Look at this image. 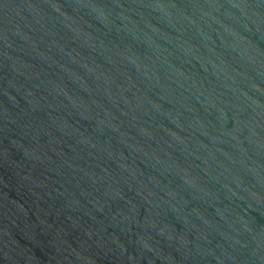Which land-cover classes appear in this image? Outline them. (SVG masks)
<instances>
[{
  "label": "water",
  "instance_id": "95a60500",
  "mask_svg": "<svg viewBox=\"0 0 264 264\" xmlns=\"http://www.w3.org/2000/svg\"><path fill=\"white\" fill-rule=\"evenodd\" d=\"M0 264H264V0H0Z\"/></svg>",
  "mask_w": 264,
  "mask_h": 264
}]
</instances>
